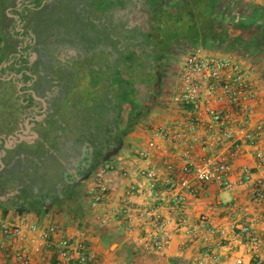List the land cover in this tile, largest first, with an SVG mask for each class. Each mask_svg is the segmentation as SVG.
I'll return each mask as SVG.
<instances>
[{"label":"built area","instance_id":"2783aa9c","mask_svg":"<svg viewBox=\"0 0 264 264\" xmlns=\"http://www.w3.org/2000/svg\"><path fill=\"white\" fill-rule=\"evenodd\" d=\"M253 99L255 92L249 76L239 64L201 48L188 55L172 97L181 117L175 127L154 130L147 147L140 153L142 160L150 162L156 156L165 155V147L170 145L181 150L177 153L183 163L177 166L173 158L167 159L165 174L156 168L147 169L143 183L131 181L121 196L124 208L128 209L126 215L134 210L142 221L140 230L146 235L140 243L145 250L163 253L172 243L174 225L176 231L196 241L203 240L204 236L208 244L211 238L216 242L225 239L226 232L209 224L205 215L200 219V226L186 223L188 206L199 197L202 186L216 184L228 192L241 186L250 187L253 205L264 206L263 183L255 179L251 168L243 167L237 179H231L232 160L241 153L243 140L250 146L257 145L258 135L246 130L255 115L249 105ZM196 147L204 155H196ZM216 147L222 152L214 153ZM257 159L264 164V152H258ZM114 170V166H106L97 171L90 189L94 207L106 206L112 200L108 181ZM129 172L124 178L132 175ZM161 183L165 184L164 189ZM140 199L143 200L141 207L137 202ZM147 200L153 202V207L145 208ZM158 200L163 202L156 204ZM172 213L176 216L173 222L169 217ZM259 217L264 221V212ZM231 229L234 243L248 252L251 264H264V235H259L250 225L233 224ZM86 239L83 233L73 236L71 228L58 221L39 224L28 214L11 210L5 215L0 211V264H104L97 251L86 247ZM223 257L212 250L200 264H224ZM234 264H245L244 257L236 258Z\"/></svg>","mask_w":264,"mask_h":264},{"label":"rangeland","instance_id":"374dc122","mask_svg":"<svg viewBox=\"0 0 264 264\" xmlns=\"http://www.w3.org/2000/svg\"><path fill=\"white\" fill-rule=\"evenodd\" d=\"M84 1L85 4L84 3L82 4V2L79 3V0H18L19 3L17 6L15 5V2L13 3L12 1L10 5L7 4L4 8L3 13L4 15L7 14L8 18L7 20L5 18L1 20L0 26L4 25L7 29V32L10 31V33L14 31V25H11L12 20L16 24L20 23L22 24V26H25L26 32L25 34L19 35L17 42L20 43L21 46L23 45L24 47L27 46V44L29 45L31 44L30 42L28 43V41L37 40L36 41L37 44L33 46L35 50L34 52L35 55L38 56L39 59L43 57L50 59L48 65L46 67H42L41 70H39V73H37L38 76L42 75L43 77L46 76L53 77L54 79H58L61 85L64 84V85L73 86L76 82H78L79 95L85 94V97L88 98L90 97V93H89L90 91H85L88 82H90V85L92 86L100 85L99 82H101L102 80H110L113 77L112 75L115 76V72L113 68L110 69V72H108L107 71L108 69L106 70L105 68L99 71L100 69L95 65L96 62L94 61L93 64L91 65V62L88 60V56H87L88 54L86 53L85 55V52L86 51L92 52L90 57L93 58L97 48L103 49L104 47L106 50L109 49L106 48L108 47L106 43L111 42L109 37L110 36L112 37V34H115L117 29L118 30L123 29L122 27H124L123 24L125 25L124 22L126 20H122V19L124 18L126 13H129L130 11L128 10L129 6H127L126 1L124 0H84ZM151 1L152 3L156 2L155 0H151ZM75 4H78L79 6L78 10H80L81 5H83V8H87L93 12L91 13L92 15L95 14L96 16H98L96 18L99 21L98 22L99 26H94V24H91L90 27L84 30L85 27L84 22L86 18H84V16L80 13H79V18L77 15L74 14L73 10L75 9L74 8ZM216 5L217 4L215 3V0H202L198 8H195L197 12L203 11L202 13H204L201 17L200 23H197L195 19L193 21V17L191 15L190 17L186 16V18H184L183 20L180 19L175 21L173 19V21L167 20L166 23L164 22L165 27L163 29V32H165L166 34L163 33L165 35V36L163 35V38L167 40V42H165L164 48L162 49L160 54L163 55L165 51L168 50L167 48H169V45L167 43L169 41L171 45L175 48L172 56L165 64V68L163 70V74H162L163 90L161 93V97L159 99L158 106L155 107L148 116L147 123L145 124L142 123L139 127H137L134 133H132L127 138H125L124 144L122 145V147H120L119 151H117L116 155L112 157L113 160L111 161V163L107 164V166L110 167L116 166L114 167L115 168L114 172L116 171L120 172V175L123 176V178H124V174L127 171L132 172L133 176H136L138 174L140 176L143 175L145 176V174L147 173V169H153V168H156L158 169V171L162 172V174L163 173L165 174V165H166L165 159L171 160V158L167 156L172 155L171 156L172 158L173 156H178L179 157L178 161L181 164L183 163L182 156L177 153L181 150H176L173 149V147H171L170 145H166L165 147L166 154L163 155L162 157L163 160H161L163 162L161 163L159 162L162 165L158 166L157 168V166L154 165L152 161L153 159H151L150 162H146L142 160L140 155L141 150L138 149V147L142 145V142L146 141V139H148L149 136L151 138L152 132L154 130L159 129L162 126L173 125L169 123L168 125L163 124L161 126V124H159L161 122L160 119L161 117H167V116L170 117L172 112H174L175 110L177 111L175 105H173L174 103L172 101V97L175 94L176 87L180 79V73L184 69V63L188 55L193 51H195L196 49H200V48L204 49V46L213 43L216 44L215 38L214 37L212 38L211 32L209 31L207 32V29L205 28L206 23H208V25L212 24L214 17L210 16V14L211 11L215 10ZM118 8H122L121 13L118 12L117 10ZM243 8L244 7H242V9ZM86 13L87 12L84 10V14ZM115 14L116 15L121 14V15L120 16L118 15L119 17H117L114 16ZM4 15L2 16L4 17ZM159 16H163V15H159ZM174 17L178 18L179 16L174 15ZM134 19L136 20V18ZM78 20L79 22L80 20H82V23H79ZM130 21H132L131 18ZM100 24H102V26L104 27L101 28ZM76 34L78 35L81 41L80 44L79 43L77 44L76 40H74V36ZM7 41L8 40H4L2 38L0 33V49L3 48L4 44H6ZM10 42L14 44V51H15L14 41L9 40V43ZM71 47H74L75 51H78L80 54L85 55L86 59L81 60L79 57H77L78 54H75L74 56L71 54L68 55L64 51L61 53L62 62L60 64L59 61H57L58 59H56L55 57V54L58 55V51H59L58 49L62 48L66 50ZM34 53H32L31 56H33ZM71 57H73L72 60H70ZM102 58H104V55L102 56ZM104 60L109 68H110V64L112 65L114 63L112 61V58L108 59L106 57V59ZM63 62H66L65 66L62 65ZM77 63L86 64V66L88 67L81 73L79 71H76L75 69L76 68L75 65ZM69 70H73L74 72H70ZM82 74L84 75L81 76ZM119 86L121 87V85L118 82L117 84L114 85L116 89H118ZM17 90H19V87L17 89L13 87L12 89L10 88L8 92L11 96H14V101L10 99V106L8 103H5L6 98L0 96L1 97L0 98V134H5L9 132L10 129L15 128L17 126V123L20 121V117L25 115L24 110H22V108L19 107L21 106V104L20 105L16 104L18 103L16 100L17 97H15L16 95H18ZM131 93H132L131 90H128L127 93L128 95L127 94L119 95L117 101L119 100L121 103H126V101L131 102V100L128 99V96L131 97ZM1 99L3 100V103ZM75 99L77 100V98H74V100ZM70 104L71 106H68L70 109L68 108L69 110H67V113L65 115L66 120L77 121L78 116L76 115L80 114L79 113L80 111L79 112L75 111V109H77L76 101ZM83 115L86 121H88L87 119L89 118L92 119L91 114L89 115L88 113L87 115V109L83 111ZM175 115L177 116V114ZM30 123L31 125H33L32 122ZM33 132L37 133L35 130H33ZM70 134L73 135V132H70ZM23 137L24 136H22L21 138ZM137 139H139L138 147H136L131 142V140L133 141ZM2 142L3 140H0L1 150H3ZM13 143H14L13 148L11 149L4 148V152L6 153V155L0 161V200H1V192L13 191L10 192L9 194L14 196V199L17 200V198H19L20 201L24 202V203L22 202L20 203L21 206L30 209L33 208L38 209L40 203L43 202L41 201V199L44 200V198H46L47 190L45 189L52 190L54 188V185H57V188H59V183L64 182V180L57 178V176L61 175L59 172L60 170H62L63 166L59 161L53 160L54 158L51 157L52 153L49 150L50 148H53L54 145L56 146V142H54V139H52L51 136L47 135L45 141L38 142L37 140L32 144H28V141L25 142L23 141V143L22 141L19 142L15 141ZM74 143H75L74 139L71 138V135H69L66 140V145L70 148H74L75 147ZM213 150L216 151L218 149L216 147ZM195 152H201V148L196 147ZM26 153L32 154L33 156L31 158H28V156L25 155ZM128 154H130L131 157H134L135 162L137 163L136 164L127 163L126 166L122 164L120 165L119 164L120 161L117 160V158L123 156L127 157ZM150 163L151 165H149ZM46 165H47L46 167L47 171H51L57 174V175H53L52 179L46 178L44 176L46 172L44 169L45 167L43 168V166ZM138 178L137 177L130 178V180L133 179L137 180ZM111 180H113L112 177L108 181L110 185H112ZM93 183H95V176H93L91 180L86 182V184L83 187V191L80 194V200H81L80 203L83 204L82 216L83 218H86V223H90V225L93 224V227H90L88 225L81 226V228H84V231L83 232L81 231V233L85 234L87 232L89 235H91V233L93 232L100 231V226L98 225V222L102 220H106L107 223L104 225H106L107 227L111 225L109 219L111 216L107 217L111 214L110 212L107 213L106 208L108 204L100 208L93 206V202L91 199L92 195L90 194V189ZM161 188L163 189L165 188V186ZM251 194L252 191L251 189H249L248 195L251 196ZM3 198H4L3 201H6L7 198L5 197V195L3 196ZM51 200H53V198L50 199L47 204L50 206L51 209L53 210L55 208L56 209L53 214H50L52 215V217L49 216L47 219H53L54 221H58L59 223L65 226H69L71 228L72 235L77 237L78 235L77 230H79L78 229L79 224L80 222L85 221V219H82L81 210L77 209L78 207L74 205V203H70V204L66 203L64 205L65 208L63 207L60 208L58 207L60 204H58L55 200L54 202ZM139 201L143 202V200L141 199ZM161 201L162 200H158L156 204L161 203ZM7 204L10 205V203L8 202ZM120 204L124 205V203H120ZM152 205L153 202L151 200L150 201L147 200L146 203H144L146 209H148V207L150 208ZM251 205L254 206L253 204ZM254 207L260 208L256 206ZM64 209L68 210L67 213H65ZM127 210L128 209L124 208L125 211L124 216H126ZM137 214L138 213L135 212L134 210H129L127 213V217L129 220L131 219L130 221H134V223H139V227H137L136 229L140 230V225L142 224V221L136 217ZM78 216L79 218H77ZM169 217L172 222L176 221V216L174 213L169 214ZM95 219L97 220V224L94 223ZM118 222H120V220ZM225 238H227V236H225ZM222 241L224 242L226 240L221 239L218 240L217 243L219 244V242ZM140 245L143 246L141 243Z\"/></svg>","mask_w":264,"mask_h":264},{"label":"trees","instance_id":"16d2710c","mask_svg":"<svg viewBox=\"0 0 264 264\" xmlns=\"http://www.w3.org/2000/svg\"><path fill=\"white\" fill-rule=\"evenodd\" d=\"M155 1V3H152L151 0L126 1L127 6H129V13L133 14L134 26L132 28H126L123 24V29H117L115 34L109 37L111 42L106 43L108 46L106 48L109 49L106 50L104 47L101 49V63L97 65L100 69L99 71L105 68L110 72V69L113 68L115 76L112 75L113 77L110 80H102L99 82L100 85L96 86H92L90 82H88L87 88H85V91H90V97L88 98L85 97V94H80V97L78 82L75 83L76 85L74 84L71 86V88L74 89V91L72 90L74 92L73 95L75 94V97L77 96L78 99V108H82V112L87 109V114L90 113L94 122H96L95 127H91V131L96 130L98 132L95 134L92 133L94 137H92L93 139L88 138L86 140L88 143L77 144L75 142L74 148L68 147L66 143L63 146H57V140H54L56 146L54 145L53 150H55V152L59 151L60 153H64V149L66 151V148L68 151H74L78 147L79 153H81L82 156L68 163L74 166L77 165L78 176L85 181L92 179L94 174L99 171L101 167L111 163L113 160L112 157H114L120 147H122L125 138L134 133L137 127L142 123H147L148 116L152 110L158 106L163 90V70L175 48L169 41L167 43L169 45V48H167L168 50L165 51L163 55L160 54L164 48L165 42H167V40L163 38V35L166 34L163 32L165 27L164 22L166 23L167 20L173 21V19L175 21L180 19L183 20L186 16L190 17L191 15L193 21L195 19L197 23H200L201 17L204 14L202 13L203 11L197 12L195 10L202 0ZM11 2L12 0H0V21L4 18L7 20V14L4 15L3 11L5 6L7 4L10 5ZM215 3L217 5L215 10L211 11L210 16L214 17L213 20L215 23L218 22V27L216 26L214 32H211L212 38H215L217 45L229 40H232L233 43V41L236 40L235 34H229L227 32L228 26L221 25L222 21L219 20L221 19L220 2L219 0H215ZM117 10L119 13L122 12V8H118ZM129 13H126V15ZM225 13L226 16L229 17V22L232 24L234 30L241 32L240 34L236 33L239 34L238 39H240V41L237 42L239 46L236 48L242 49V46H247L245 49L251 52L250 54L253 56H264V8L254 12L251 17L250 15H246L239 18L240 21L236 22L237 24L234 22L236 19L233 16V12ZM2 15H4V17ZM118 15L120 16L121 14ZM174 15L179 17L175 18ZM143 16L147 17V21H144V19L139 21L140 18H144ZM233 17L234 20L231 21ZM134 18H136V20ZM139 23L144 25H139ZM0 33L4 40H8L3 48L0 49V96L6 98L7 101L5 100V103H8L10 106V99L14 101V96L8 93L10 88L12 89L15 87L17 89V82L26 84L32 79L29 76H24L23 79L15 78V81L13 77V75L20 74L28 67V65H26L27 60L23 61L22 67H18V50L15 48L14 51V45L11 42L9 43V40L15 41V37L18 36L19 33L7 32L3 26H0ZM103 55L104 58H102ZM105 56L108 59L112 58L114 62L112 65L110 64V68L104 60L106 59ZM83 75L84 74L81 76ZM8 78L11 79L8 80ZM56 80L59 82L58 79ZM117 82L121 85L118 89L114 87ZM128 90L132 92L131 97L128 96L131 102L126 101V103H121L119 100L117 101L118 96L127 94ZM17 93L18 95L15 97H17L16 100L18 103L16 104L22 105V103L19 102L22 96L19 94L18 90ZM30 100H33V98H30ZM1 101L3 103L2 99ZM66 158L68 159V157ZM85 165H89L88 170L90 171L87 173L83 170ZM69 180L75 182L76 178ZM76 188V185L66 183L62 185L60 191L62 192L64 190L67 194H70V203H74V205L78 203L79 206H81V201L79 202L76 198L79 192ZM51 197V195H46V198L40 203L38 209L26 208L19 203L13 204V206H7L0 200V210L3 211L5 215L12 209L20 214L37 213L39 216L46 217L50 209L46 207L47 204H45V201ZM54 200L60 204V208L63 207L62 205L65 201L63 198H53V201ZM127 253H130L132 257L139 256V253L135 252L132 248L127 249ZM174 264H178V262L176 261Z\"/></svg>","mask_w":264,"mask_h":264},{"label":"crops","instance_id":"0c3cea01","mask_svg":"<svg viewBox=\"0 0 264 264\" xmlns=\"http://www.w3.org/2000/svg\"><path fill=\"white\" fill-rule=\"evenodd\" d=\"M219 2L221 12V19L219 20L222 21L221 25H227V32L229 34H235L234 36L236 40H234L233 43L232 40H229L219 45L213 43L204 46V49L209 54L234 61L241 66L245 74H248L250 85L255 92V99L249 101V105L254 108L255 115L250 120V123L248 124V127H246V130H249L251 134L258 135L257 145H255L254 147L250 146L246 140H243V149L241 153L237 158L232 160L234 172L231 179H237L241 169L243 167H249L252 169L255 179L261 180L264 186V164H262V162L257 159L258 152H264V56H253L252 54H250L251 52L245 49V47L247 46H242V49L236 48L237 46H239L237 45V42L240 41V39H238V36L241 32L234 30L232 24H230L229 22V17H227L225 13L233 12V16L235 17L236 21L234 20V17L233 19H231V21L234 20L235 24H237L236 22L240 21L239 18L246 15H250L251 17L254 12L264 8V0H219ZM242 7L244 8L242 9ZM216 26L218 27V22L215 23L213 20L212 24L210 25L206 23L205 28L207 29V32H214ZM175 114H177V116ZM180 117L181 111L175 110L174 112H172L170 117H161V122L159 124H161L162 126L163 124L168 125L170 123L173 125H169V127H175V124L180 119ZM149 140L150 136L148 137V139H146V141L142 142V145L140 146L138 145L139 139L133 141L131 140V142L136 147L139 146L138 149L142 151L143 149H145ZM217 149L218 150L216 151L213 150V152H222L221 148L217 147ZM195 154L204 155V152L201 150V152H195ZM171 156H169V158H172ZM162 157L163 156H156L152 160L157 168L158 166L162 165L160 164L161 162H163L161 161L163 160ZM173 159L177 166L181 165V163L178 161V156H173ZM117 160L120 161V165L122 164L125 166L127 163H137L135 162V158L131 157L130 154H128L127 157H118ZM166 160L167 159H165V162ZM96 173L94 176H96ZM111 177L113 178V180H111L112 200L109 202L106 208L107 213L110 212L112 214L107 216H111L109 218L111 225L107 227L100 221L98 222L100 231L93 232L91 233V235H89L87 232L85 233V236L87 238L85 242L86 247L90 250L97 251L100 254L102 262H104V264H174V262L176 261L178 262V264H200L201 260L206 256V254H208L212 250L224 255V264H234L236 258L239 257H244L245 264H251L250 255L248 254V252L245 251L242 247H238L234 243V235L232 234L233 231L231 229L233 224L237 225L238 227L242 225H250L256 230L259 235H264V221L259 217L260 213L264 212V206L255 208L251 205L253 204L252 195H248L249 189H251L250 187L241 186L236 190L228 192L222 190L216 184L202 186V188L200 189L199 197L195 200H192L188 206L186 212V223L188 226H200V219L203 215H205L208 218L209 224H211L217 230L226 232V241H222L218 244L215 238H211V242L208 244L204 241L206 236L203 237V240L199 239L198 241H196L192 238H187L183 234V232L176 231V227L174 225L172 229L171 245L163 253H158L155 251H147L145 250L144 246L140 245V239L142 238V236H145L146 233L136 229L137 227H139V223L130 221L127 215L124 216V205L120 204L122 203L121 196L125 195L129 183L131 181H135L138 184H142L144 175H130L129 177L131 178L140 177L137 180H130V178H123V176L120 175V172L116 171L112 173L110 178ZM164 186L165 184L161 183V187ZM48 194L49 193H47V195ZM51 196V198H48L45 201V204H47L49 200L54 197L53 195ZM77 199L79 202L81 201L80 196ZM137 202L140 207L143 205V203L139 202V200H137ZM66 203L70 204L69 201L65 200L62 205L63 208H65L64 205ZM80 204L81 206H79L78 203H76L75 205L78 207L77 209L81 210L82 216L83 204ZM46 207L50 209V212L46 217L42 218V216H39L37 213H31L28 215L37 220L39 224H43L48 220L54 221L53 219L47 218L49 216L52 217V215L50 214H53L56 208L53 210L48 204ZM64 210L65 213H67L68 210ZM77 218H79V216ZM82 219H85V221L80 222L78 228L79 230H77L78 235L79 233H81V231H84V228H81V226L88 225L90 227H93V224L90 225V223H86V218H83V216ZM119 220L120 222H118ZM94 223L97 224L96 219L94 220ZM129 248H132L135 252L139 253V256L132 257L130 253L128 254L127 249Z\"/></svg>","mask_w":264,"mask_h":264},{"label":"flooded vegetation","instance_id":"af4514ba","mask_svg":"<svg viewBox=\"0 0 264 264\" xmlns=\"http://www.w3.org/2000/svg\"><path fill=\"white\" fill-rule=\"evenodd\" d=\"M12 1H13V3L15 2L16 6L19 3L18 0H12ZM126 1L128 2L130 0H126ZM81 2H82V4L83 3L85 4L84 0H79V3H81ZM78 4H75V6H74L75 9L73 10V12L75 15L78 16V18H79V13L82 14L84 16V18H86V20L84 22L85 27L83 24L84 30H86L88 27H90L91 24H94V26H99L98 25L99 21L96 18L98 16H96L95 14L92 15L91 13H93V12L87 8H83V5H81L80 10H78V7H79ZM16 6H15V8H16ZM84 10L87 12L86 14H84ZM81 11H82V13H81ZM114 16L119 17L118 14L117 15L115 14ZM132 17H133V14L129 13L128 15H125L124 18L122 19V20H126L124 22L126 28H132L134 26V24H132L133 23ZM143 17L144 18H140L139 21H141L143 19H144V21H147V17L146 16H143ZM130 18L132 21H130ZM83 21H84V19H83ZM78 22H79V20H78ZM79 23H82V20H80ZM11 25H14V31L13 32H18L19 35L25 34L26 27L22 26V24H20V23L16 24L12 20ZM139 25H142V24L139 23ZM3 27L5 30H7L4 25H3ZM100 27L102 28L104 26H102V24H100ZM16 29H17V31H16ZM19 35L15 37L16 39H14L15 40L14 41L15 48L18 50V60H19V66L18 67H22L23 61H25V60H27L26 65H28V67L26 69H24L20 74L13 75V77H14V79L15 78L16 79L17 78L23 79L24 76H26V77L29 76L32 80L28 81L26 84H21L20 82H17V85L19 87L18 92L22 96V98L19 101L20 103H22V105L19 107H21L22 110H24L25 115H23V116L21 115L22 117H20V121L17 123V126L15 128L10 129L9 132L6 131L7 133H5V134H0V140H3V142H2L3 150L0 149V161L6 155V153L4 152V148L5 149L13 148L14 147L13 142H15V141H18V142L22 141V143H23V141L24 142L28 141V144H32L33 142H36L37 140H38V142L45 141L47 138V135H48V136H51L52 139L57 140V143H58L57 146H61V145L63 146L66 143L68 136L71 135V138H73L77 144L88 143L86 140L88 138L93 139L92 138V137H94L93 134L98 132L96 130L91 131V127H95L96 122H94L93 118L87 119L88 121H86V119H84L82 108L77 107L78 99L74 100V98H77V96L75 97V94L73 95L74 89L71 88L70 85H64V84L61 85L60 82H58L53 77H47V76L43 77L42 75L38 76L37 73H39V70H41L42 67H46L48 65L50 59H47L45 57L39 59V57L35 55V53H34L35 50H34L33 46L35 44H37V42H36L37 40L36 41L35 40L28 41V43L29 42L31 43L30 44L31 46L29 44H27V46H24V47H23V45L21 46L20 43L17 42ZM74 40H76L77 44L81 43L77 34L74 36ZM58 50H59L58 55L55 54V57H56V59H58L57 61H59L60 64L62 62L61 53L64 51L68 55L71 54L74 56L75 54H78L77 57H79L81 60L86 59L85 55L87 53L88 54L87 55L88 60L91 62V65L95 61L96 67H97V65H99L101 63V59H100L101 48L96 49V52L94 53L93 58L90 57L92 52L86 51L85 55H83V54H80L78 51H75L74 47L68 48L66 50H64L62 48L58 49ZM32 53H34L33 56H31ZM72 59H73V57H71L70 60H72ZM65 63L66 62H63L62 65L65 66ZM73 63H71V64H73ZM68 65H69V63H68ZM75 66H76V68H75L76 71H79L81 73L88 67V66H86V64H83V63H77ZM69 71L74 72L73 70H69ZM11 78H12V76H11ZM11 78H8V80H10ZM16 79H15V81H16ZM25 88H28V89H25ZM30 98H33V100H30ZM67 99H69V100H67ZM70 99H71V102H70ZM74 101H76V108L78 109V110L75 109V111H77V112L80 111L79 112L80 114L76 115V116H78L77 121H72V120L67 121L65 115L67 113V110L70 109L68 106H71L70 103H72ZM17 107H16V109H17ZM72 110H73V107H72ZM89 115H90V113H89ZM30 122H32L33 125H31ZM33 130H35L37 133H34ZM79 131H81V132H79ZM70 132H73V135L70 134ZM30 135H33V136H30ZM22 136H24V137L21 138ZM15 139H17V140H15ZM49 150L52 153L51 157L54 158L53 160L59 161L61 163V165L63 166L62 170H60V172L58 171L61 175L57 176V178L64 180V182L59 183V188H57V185H54V188L52 189V191H50V189H45V190H47L46 193L49 191L50 195L54 196L53 198L60 197V198H63V200L69 201L71 196L69 194H67V192L64 190L61 192L60 188L62 187L63 184L71 183L72 185L77 186L76 189L79 192H78V195L76 198H78L80 196L81 192L83 191L84 185L88 181H85V180L79 178L77 165L74 166L73 164H69L68 162L73 161L74 159L82 156V154L79 153V148L77 147L74 151H71V150L68 151V149L66 148V151L64 149V153H60L59 151L55 152V150H53V148H50ZM25 155H27L28 158H31L33 156L32 154H29V153H26ZM66 157H68V159ZM45 161H44V164H45ZM46 167H47V165L43 166V168L45 169V172H46V174L44 175L46 178L52 179L53 175H57L51 171H47ZM40 169H42V168H40ZM88 169H89V165L88 166L85 165V168L83 170L85 171V173H87L88 171H90ZM42 174H43V172H42ZM72 178H76V181L73 182V180L72 181L69 180ZM10 192H13V191L1 192V198H3L4 195L7 198L6 201L1 200V202L5 205H9V204H7V202H8V203H10L11 206H13V204L14 205L18 204V203L20 204L22 201H20L19 198H17V200L14 199V196L9 194ZM41 201H43V199H41ZM22 203H24V202H22Z\"/></svg>","mask_w":264,"mask_h":264},{"label":"water","instance_id":"95a60500","mask_svg":"<svg viewBox=\"0 0 264 264\" xmlns=\"http://www.w3.org/2000/svg\"><path fill=\"white\" fill-rule=\"evenodd\" d=\"M0 71H1V69H0ZM4 198H1V200H3Z\"/></svg>","mask_w":264,"mask_h":264}]
</instances>
